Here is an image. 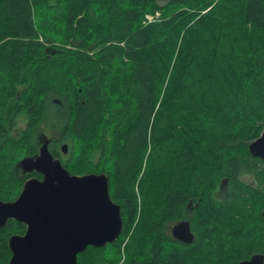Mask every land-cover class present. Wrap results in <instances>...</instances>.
<instances>
[{
  "label": "trees",
  "instance_id": "trees-1",
  "mask_svg": "<svg viewBox=\"0 0 264 264\" xmlns=\"http://www.w3.org/2000/svg\"><path fill=\"white\" fill-rule=\"evenodd\" d=\"M263 129L264 0H0V199L38 176L16 164L45 135L71 174H106L120 205L118 238L77 264L264 254V161L248 152ZM184 218L190 244L170 232Z\"/></svg>",
  "mask_w": 264,
  "mask_h": 264
},
{
  "label": "water",
  "instance_id": "water-1",
  "mask_svg": "<svg viewBox=\"0 0 264 264\" xmlns=\"http://www.w3.org/2000/svg\"><path fill=\"white\" fill-rule=\"evenodd\" d=\"M48 145V138L42 135L37 153L16 164L22 174L36 171L42 179L29 177L16 199H0V227L8 218L27 226L23 235L8 238L12 252L9 264H77V255L88 246L102 247L115 241L122 231L120 205L110 197L107 175L71 174ZM61 150L66 153L67 145ZM248 152L264 161V129L248 144ZM171 236L192 243L190 222L173 224ZM236 264H264V254L254 253Z\"/></svg>",
  "mask_w": 264,
  "mask_h": 264
},
{
  "label": "flooded vegetation",
  "instance_id": "flooded-vegetation-1",
  "mask_svg": "<svg viewBox=\"0 0 264 264\" xmlns=\"http://www.w3.org/2000/svg\"><path fill=\"white\" fill-rule=\"evenodd\" d=\"M54 157H56V156H54ZM19 172H21L20 169H19ZM32 172H35L36 174H38V176L33 175V176H30V177H37L39 179H42V175L41 174L37 173L36 171H32ZM32 172H30V173H32ZM223 184L226 185V182H224ZM225 189H226V186H225ZM186 211L188 212L187 215H189V213L192 211L191 204H188L187 205V210ZM182 220H188L190 222V220L188 218H184ZM175 223H173V224H175ZM172 225H171V227H172ZM26 227L27 226H26V224L24 222H20V221L14 219V218H8V219H6L4 225L0 227V235H6V238L5 239H6V245H7V247H8V238L11 235H23L25 233ZM170 232H171V228H170ZM0 243H1V245H0V250H1V248H2V242H0ZM8 249H9V247H8ZM9 252H10V255H9V257H10L11 254H12V252H11L10 249H9ZM9 257H8V260H9Z\"/></svg>",
  "mask_w": 264,
  "mask_h": 264
},
{
  "label": "rangeland",
  "instance_id": "rangeland-1",
  "mask_svg": "<svg viewBox=\"0 0 264 264\" xmlns=\"http://www.w3.org/2000/svg\"><path fill=\"white\" fill-rule=\"evenodd\" d=\"M156 13H158V15H156ZM147 15H151V16H155L156 18L159 17V12H155L154 14H145V20L147 21ZM155 19V18H154ZM148 22V21H147ZM24 119L22 117H19L18 120H17V128L16 130L14 131V134H17L18 131L24 126ZM47 135H50L52 134L51 132H48L47 130L44 131ZM240 179L245 182V183H248V184H251L253 183V179L251 177V175L249 174H242L240 176ZM224 182L222 181L220 183V185L217 187V189L214 191V196L218 199L222 198L225 194V184H223Z\"/></svg>",
  "mask_w": 264,
  "mask_h": 264
},
{
  "label": "built area",
  "instance_id": "built-area-1",
  "mask_svg": "<svg viewBox=\"0 0 264 264\" xmlns=\"http://www.w3.org/2000/svg\"><path fill=\"white\" fill-rule=\"evenodd\" d=\"M156 15H158V13H156ZM154 18H156V17L155 16H151V15H147V21L148 22L154 20Z\"/></svg>",
  "mask_w": 264,
  "mask_h": 264
},
{
  "label": "bare ground",
  "instance_id": "bare-ground-1",
  "mask_svg": "<svg viewBox=\"0 0 264 264\" xmlns=\"http://www.w3.org/2000/svg\"><path fill=\"white\" fill-rule=\"evenodd\" d=\"M263 218V217H262Z\"/></svg>",
  "mask_w": 264,
  "mask_h": 264
}]
</instances>
